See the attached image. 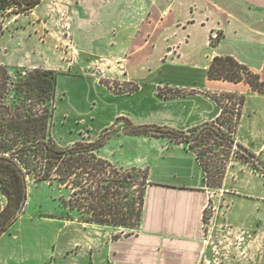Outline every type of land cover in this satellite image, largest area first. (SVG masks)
Masks as SVG:
<instances>
[{"label":"crops","instance_id":"0c3cea01","mask_svg":"<svg viewBox=\"0 0 264 264\" xmlns=\"http://www.w3.org/2000/svg\"><path fill=\"white\" fill-rule=\"evenodd\" d=\"M43 5L42 0L35 9ZM46 12V37L61 40L67 34L65 42L78 53L72 71L96 81L140 85L132 94L111 97L107 88L95 89L89 79L81 89L68 88L67 80L59 78L57 97L59 88L67 96L64 107L56 108L54 123L62 115L68 123L86 117L94 131L125 118L137 126L188 131L221 116L218 98L241 97L233 137L264 162V95L244 81L208 78L216 57H232L264 83V0H52ZM29 28L38 35L36 24ZM160 87L180 96L165 98ZM154 146L147 148L148 157L123 165L100 153L120 168L147 170L148 187L134 232L113 239L116 228L91 225L111 230L104 242L102 233L90 242L84 238L94 264H202L204 211L211 200L204 170L183 145L157 140ZM223 189L229 206L224 220L231 234L224 249L236 244L242 231L251 233L245 237L247 256L239 259V249L233 247L234 259L227 256L225 264H264V177L249 164L236 163L228 169Z\"/></svg>","mask_w":264,"mask_h":264},{"label":"trees","instance_id":"16d2710c","mask_svg":"<svg viewBox=\"0 0 264 264\" xmlns=\"http://www.w3.org/2000/svg\"><path fill=\"white\" fill-rule=\"evenodd\" d=\"M41 2L0 0V13L26 14ZM9 75V69L0 65V193L7 201L0 212V237L17 221L16 212L27 194L29 180L35 184H47L56 191L55 200L66 210L67 220L99 227L138 228L148 187V172L136 168L126 170L100 156L103 141L83 138L68 146L59 145L52 135L58 100L57 75L42 69H35L17 81L10 79ZM208 78L234 83L244 81L254 92L264 95V83L260 77L232 57H216L208 69ZM11 84L12 87H8ZM9 90L14 92L12 103L4 102ZM221 98L217 101L223 107ZM224 98L231 100L235 97ZM242 104L243 98L240 97V106ZM234 114L239 120L240 109ZM225 116L224 109L216 121L188 131L133 126L128 135L166 137L176 145H187L190 151L209 146L205 153H211L215 145L224 146L227 154L234 147L243 150L244 147L233 140L237 125L223 131ZM152 128L158 130L159 135L152 134ZM244 150L248 157L256 158ZM195 155L209 185L208 165L200 153Z\"/></svg>","mask_w":264,"mask_h":264},{"label":"rangeland","instance_id":"374dc122","mask_svg":"<svg viewBox=\"0 0 264 264\" xmlns=\"http://www.w3.org/2000/svg\"><path fill=\"white\" fill-rule=\"evenodd\" d=\"M51 1L43 0L44 5L39 9H33L32 14H30L31 12L20 15L9 12L0 13V65L9 69L10 79L17 81L19 77H23L35 69H42L52 70L57 75V80L59 78L66 79L68 88L78 87L84 89L87 86L85 79H89L95 89L99 85L107 88L105 90L111 97L132 94L140 89V85L137 83L117 82L107 79L96 81L72 71L73 65L71 62L79 57L77 52H72L71 45L65 42L68 41L65 39L69 38L68 35L66 34L64 37L61 34L62 41L53 36L50 39L46 37L47 3ZM32 23L36 24L35 32L38 34L37 36L34 35V32L27 30L30 29ZM29 35H32L34 39L31 40ZM23 64L28 67L22 66ZM70 76L76 79L69 80ZM63 85L65 84L62 83L61 86ZM8 87H12V84ZM88 87H91V85H88ZM158 92L165 98L180 96L178 92L161 87ZM66 96L67 94L63 92V89L59 88L57 97V108L59 107V110L64 107L63 101ZM14 99V92L9 90L4 102L12 103ZM221 99L224 104V108L221 106L222 113L224 109L226 110V119L224 120L226 124L222 129L223 131H227L229 127L234 129L238 123V116L234 113L236 110L241 109L240 97L231 100L224 97ZM96 103L95 101L90 106L94 108ZM67 118L62 115L52 128V135L59 145L68 146L83 138L87 141H103L104 146L100 153L114 161L116 165H123L126 160L143 157L144 154L148 157L149 151H147V148L152 150L157 140H163L167 145H176L166 137L128 135L133 126L137 125L131 121L128 122L125 118L116 120L104 129L95 128L94 131L88 129L92 124L86 121V117L74 118L70 123H68ZM161 127L164 130L163 126ZM151 132L159 135L158 130L155 128H152ZM203 132L206 133L205 130ZM233 140L236 142L234 137ZM183 146L187 147V145ZM213 148L214 150L211 153H205L209 149V146L206 145L192 150L194 153L201 154L210 172V184L207 185V188L211 200L209 202L210 208L206 211L204 217L205 248L202 264H225L224 261L227 256L231 257V259L228 258V261L234 259L232 258L233 253L230 251L233 247L239 249V259L247 256L244 248L245 237L251 236V233L242 231L238 235L240 238H237L236 244H228V248L224 249L227 236H231L228 231L229 227H227L224 220L229 207L228 202L224 199L226 194L223 189L225 175L232 165L247 163L254 171L256 170L258 174L264 177V162L258 158L248 157L244 150L246 148L240 150L234 147L229 154H227L224 146L215 145ZM248 160L250 162H247ZM132 168L127 167L125 169ZM136 169L147 171L137 167ZM26 195L27 201L24 210L6 235L0 238V264H94L90 259V250L85 245L84 238L86 237V241L90 242L94 240L95 235L100 237L99 233H102L104 242L109 238V231L111 230L101 231L98 230L99 228H92L91 225L65 219L66 210L55 200L57 197L56 191L47 184H35L32 180H29ZM6 202V198L0 193V212L5 208ZM116 229L115 231L119 232L115 236L134 232V229Z\"/></svg>","mask_w":264,"mask_h":264},{"label":"water","instance_id":"95a60500","mask_svg":"<svg viewBox=\"0 0 264 264\" xmlns=\"http://www.w3.org/2000/svg\"><path fill=\"white\" fill-rule=\"evenodd\" d=\"M26 201H27V195H25V197L23 198V200L21 202V205H20L19 209L16 212L17 216H19L22 213V211L24 210L25 205H26Z\"/></svg>","mask_w":264,"mask_h":264},{"label":"built area","instance_id":"2783aa9c","mask_svg":"<svg viewBox=\"0 0 264 264\" xmlns=\"http://www.w3.org/2000/svg\"><path fill=\"white\" fill-rule=\"evenodd\" d=\"M214 38H217V36H214ZM210 208V205L208 204V206L206 207L205 211H204V217H205V213L206 211Z\"/></svg>","mask_w":264,"mask_h":264}]
</instances>
